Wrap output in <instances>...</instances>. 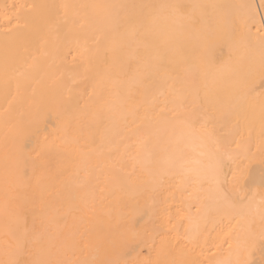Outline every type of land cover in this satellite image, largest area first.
I'll use <instances>...</instances> for the list:
<instances>
[{"label":"bare ground","instance_id":"6f19581e","mask_svg":"<svg viewBox=\"0 0 264 264\" xmlns=\"http://www.w3.org/2000/svg\"><path fill=\"white\" fill-rule=\"evenodd\" d=\"M0 264H264V0H0Z\"/></svg>","mask_w":264,"mask_h":264}]
</instances>
